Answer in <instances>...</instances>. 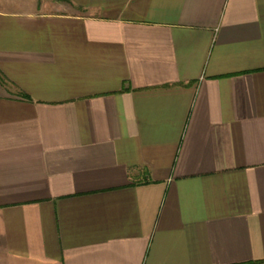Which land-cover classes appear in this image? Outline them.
Listing matches in <instances>:
<instances>
[{"label": "crops", "instance_id": "crops-1", "mask_svg": "<svg viewBox=\"0 0 264 264\" xmlns=\"http://www.w3.org/2000/svg\"><path fill=\"white\" fill-rule=\"evenodd\" d=\"M0 264H264V0H0Z\"/></svg>", "mask_w": 264, "mask_h": 264}, {"label": "rangeland", "instance_id": "rangeland-1", "mask_svg": "<svg viewBox=\"0 0 264 264\" xmlns=\"http://www.w3.org/2000/svg\"><path fill=\"white\" fill-rule=\"evenodd\" d=\"M3 1L9 2V3H11V2H17L19 4L25 5L29 0H3Z\"/></svg>", "mask_w": 264, "mask_h": 264}, {"label": "trees", "instance_id": "trees-1", "mask_svg": "<svg viewBox=\"0 0 264 264\" xmlns=\"http://www.w3.org/2000/svg\"><path fill=\"white\" fill-rule=\"evenodd\" d=\"M63 1H66V0H63ZM0 83L1 84H6V79L1 73H0Z\"/></svg>", "mask_w": 264, "mask_h": 264}]
</instances>
